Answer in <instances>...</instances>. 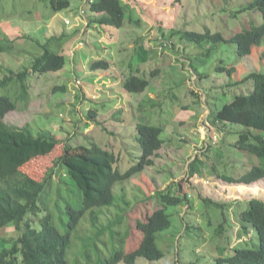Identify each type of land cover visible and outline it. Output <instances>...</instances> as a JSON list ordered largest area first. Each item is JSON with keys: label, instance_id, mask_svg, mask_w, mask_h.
<instances>
[{"label": "rangeland", "instance_id": "rangeland-1", "mask_svg": "<svg viewBox=\"0 0 264 264\" xmlns=\"http://www.w3.org/2000/svg\"><path fill=\"white\" fill-rule=\"evenodd\" d=\"M122 1L127 18L119 28L91 23L90 17L96 13L88 9L85 0H71V7L58 13L50 12L52 9L49 4L45 7L44 0H0V44L6 47L0 51V77L10 70L17 72L30 65L33 56L43 50L39 43L47 37L63 32L76 33L63 47L66 66L59 72L29 76L31 99L28 107L24 108L21 102V110L9 112L4 121L15 127L29 124L34 131L39 127L50 129L61 139L52 153L35 157L24 166L38 178L53 165L67 141L73 144L96 141L119 154L121 169L125 170L133 164L137 154L141 155V147L134 140L138 120L163 125L165 143L158 150L155 164L132 180L116 186V204L127 207V202L131 204L155 190L165 189L172 182L182 181L187 184L185 189L197 203V209L185 219L187 206L179 208L176 214L177 208H169L172 228L158 237L164 257L154 261L139 257L136 264H221L218 259L228 256L235 244L241 241L239 245L242 244L245 232L240 225L232 235L231 222L228 232L216 234L220 212L206 207L200 196L220 202L240 200L242 204L254 197L264 200V179L245 185L231 184L216 176L212 159L220 173L234 176L244 173L247 160L234 148L237 135H226L228 131L221 129L209 115L217 110L218 104L222 107L235 95L250 89V81L246 87L234 85L222 89L221 86L234 81L237 76L240 79V74L264 70V42L241 60L238 73L230 76L227 72H218L217 66L220 59H225L226 65L237 62L233 44L226 45L220 53L209 54L199 43L172 35V31H205L210 28L228 37L238 27L243 29L247 21H250L249 26L260 23L262 15L253 16L250 12L241 13L239 17L231 15L242 9L247 0ZM140 46L150 53L146 62H140L137 56L145 53L139 51ZM98 59L110 60L111 68L91 70L90 63ZM157 67H160V76L152 79L142 94L132 97L122 88L123 81L131 73L151 78L150 71ZM62 84L68 87L65 93L52 92L55 85ZM0 95H10L15 100L8 88L0 89ZM150 98L154 99L149 105H140ZM102 103L104 106L98 118L90 120L88 109L100 108ZM119 110L120 115L116 114ZM209 145H212L207 153L212 157L210 163L205 164L200 173L191 176L192 160L204 153ZM247 206L248 203L245 208ZM243 207L240 205V209ZM107 212L110 217L112 211ZM209 221L213 224L210 225ZM190 222L195 227L186 230L185 226ZM89 225L86 222L83 230ZM123 232L128 235L126 249H134L141 239L134 220L133 227L125 226ZM239 235L241 238L237 240ZM3 236L12 241L17 233L9 225L4 228ZM246 238L248 240L250 236Z\"/></svg>", "mask_w": 264, "mask_h": 264}, {"label": "trees", "instance_id": "trees-1", "mask_svg": "<svg viewBox=\"0 0 264 264\" xmlns=\"http://www.w3.org/2000/svg\"><path fill=\"white\" fill-rule=\"evenodd\" d=\"M44 1L45 7L50 5L52 13L71 7V0ZM85 1L88 9L96 13L91 15V23L119 28L124 25L127 14L122 0ZM246 12L253 16L260 13L262 21L251 26L250 21H247L243 29L238 27L228 37L210 28L205 31L173 30L172 35L177 34L182 39L199 43L209 54L220 53L226 45L233 44L237 62L226 65L225 59H220L217 66L218 72L233 76L240 69L238 63L264 42V0H247L242 9L231 15L239 17V14ZM75 34L63 32L47 37L39 43L43 50L33 56L30 65H25L17 72L10 70L0 77V89L8 88L9 94L15 96L14 100L10 95H0V264H136L139 257L150 261L160 260L164 252L158 245L159 234L167 232L173 225L169 208H177L176 214L179 208L187 206L185 219L197 209V203L185 189L187 184L182 181L172 182L165 189L155 190L131 204L127 202V207L116 204V186L132 180L153 166L158 150L165 143L164 126L150 124L145 119L138 120L133 133L134 140L141 147V155L137 154L133 164L125 170L121 169L119 154L96 141L79 144L67 141L62 153L40 178L25 170L24 166L35 157L52 153L61 139L50 129L39 127L34 131L29 124L15 127L6 123L4 118L9 112L20 109L21 102L24 108L28 107L31 99L29 76L33 78L36 73L59 72L66 66L63 47ZM141 46L139 51L145 53H138L137 56L140 62H146L150 53ZM5 49L0 44V51ZM111 66L110 60L98 59L92 61L89 68L109 69ZM159 68L150 71L151 78L131 73L123 81L122 88L132 97H137L146 91L152 79L160 76ZM239 76L240 79L237 76L221 88L227 89L234 85L246 87L250 81V89L235 95L232 101L222 107L218 104L217 110L209 118L221 129L227 130L226 135H237L234 148L244 154L247 167L241 175L220 173L217 163L212 159V170L225 182L250 185L264 179V70ZM67 89L64 84L55 85L52 92L65 93ZM194 92L192 94L199 97ZM151 99L154 98L140 105H149L153 102ZM103 106L102 103L100 108L93 106L88 109V118L97 119ZM116 114L120 115L121 110ZM223 123L226 126H222ZM210 146L192 160L189 168L191 176L200 173L202 167L210 163L212 157L207 156ZM200 198L206 207L220 212L221 220L215 228L216 234L228 232L231 222L232 235H235L233 231L240 225L245 232L243 243L239 245L241 241L232 246L230 254L220 257L218 261L221 264H264V200L254 197L242 204L240 200L220 202L210 197ZM240 205L244 207L240 209ZM107 211H112L110 217ZM56 213L59 215L56 216ZM133 220L135 228L141 232V239L134 249L127 250L128 235L123 232V228L133 227ZM85 221L90 225L83 230ZM209 223L212 225L213 221ZM9 225L17 233L12 241L3 236L4 228ZM193 226L190 222L185 228L190 230ZM240 238L241 235L237 240Z\"/></svg>", "mask_w": 264, "mask_h": 264}, {"label": "built area", "instance_id": "built-area-1", "mask_svg": "<svg viewBox=\"0 0 264 264\" xmlns=\"http://www.w3.org/2000/svg\"><path fill=\"white\" fill-rule=\"evenodd\" d=\"M66 22H69V21H66Z\"/></svg>", "mask_w": 264, "mask_h": 264}]
</instances>
